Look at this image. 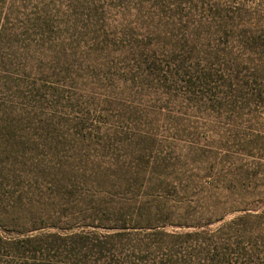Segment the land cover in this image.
<instances>
[{"label": "rangeland", "instance_id": "obj_1", "mask_svg": "<svg viewBox=\"0 0 264 264\" xmlns=\"http://www.w3.org/2000/svg\"><path fill=\"white\" fill-rule=\"evenodd\" d=\"M0 264H264V0H0Z\"/></svg>", "mask_w": 264, "mask_h": 264}, {"label": "trees", "instance_id": "obj_2", "mask_svg": "<svg viewBox=\"0 0 264 264\" xmlns=\"http://www.w3.org/2000/svg\"><path fill=\"white\" fill-rule=\"evenodd\" d=\"M30 249H28V251H29ZM35 251H37V249H33V250H31L30 252L32 253V254H27L28 252H26L25 250L24 251H22L24 254L26 253L27 255V257H34V256H36L37 255V252H35ZM40 252H42L41 250H39ZM41 254H43V255H47L48 253H45V252H42Z\"/></svg>", "mask_w": 264, "mask_h": 264}]
</instances>
